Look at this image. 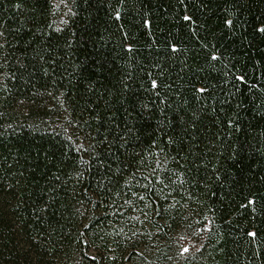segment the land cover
I'll use <instances>...</instances> for the list:
<instances>
[{
	"label": "trees",
	"instance_id": "16d2710c",
	"mask_svg": "<svg viewBox=\"0 0 264 264\" xmlns=\"http://www.w3.org/2000/svg\"><path fill=\"white\" fill-rule=\"evenodd\" d=\"M264 0H0V264H264Z\"/></svg>",
	"mask_w": 264,
	"mask_h": 264
},
{
	"label": "snow or ice",
	"instance_id": "6c2138e0",
	"mask_svg": "<svg viewBox=\"0 0 264 264\" xmlns=\"http://www.w3.org/2000/svg\"><path fill=\"white\" fill-rule=\"evenodd\" d=\"M262 30H264V29H262Z\"/></svg>",
	"mask_w": 264,
	"mask_h": 264
}]
</instances>
